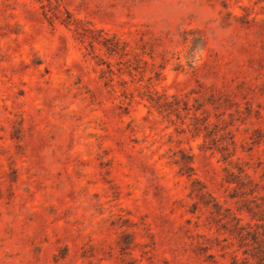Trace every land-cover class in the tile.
Listing matches in <instances>:
<instances>
[{
	"label": "rangeland",
	"instance_id": "rangeland-1",
	"mask_svg": "<svg viewBox=\"0 0 264 264\" xmlns=\"http://www.w3.org/2000/svg\"><path fill=\"white\" fill-rule=\"evenodd\" d=\"M263 247L264 0H0V264Z\"/></svg>",
	"mask_w": 264,
	"mask_h": 264
},
{
	"label": "trees",
	"instance_id": "trees-1",
	"mask_svg": "<svg viewBox=\"0 0 264 264\" xmlns=\"http://www.w3.org/2000/svg\"><path fill=\"white\" fill-rule=\"evenodd\" d=\"M109 40H110L109 38L103 37L102 44L106 47V49L108 51H115V50H117V48L119 46L118 39L112 38L110 40V42H107ZM169 102L170 101L167 100L166 97H163V101H156L155 102V105H157L158 107H164ZM245 177L247 178V181L250 184H255L256 185V183L253 182V178L248 173H246V172H245ZM193 182H198V181L197 180H194ZM193 191H195L194 188L191 190V192H193ZM195 195L200 198V197L203 196V193L197 191V192H195ZM253 255L257 259V263L258 264H264V247L263 248H259L258 251L256 253H254Z\"/></svg>",
	"mask_w": 264,
	"mask_h": 264
}]
</instances>
